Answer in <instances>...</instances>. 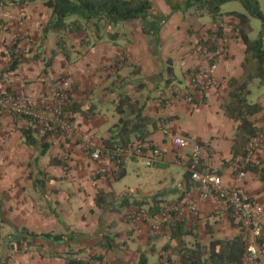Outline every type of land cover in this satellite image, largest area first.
I'll return each mask as SVG.
<instances>
[{
	"label": "crops",
	"instance_id": "1",
	"mask_svg": "<svg viewBox=\"0 0 264 264\" xmlns=\"http://www.w3.org/2000/svg\"><path fill=\"white\" fill-rule=\"evenodd\" d=\"M151 1L155 12L169 16L157 41L143 34L139 22H129L120 27L119 37L106 38L93 47L83 46L86 31L44 35L51 11L42 3L0 11V73L7 69L8 49L18 39L17 53L22 61L17 71L0 79V95L10 90L18 97L48 99L55 84L67 78L71 103L81 108L76 114L66 113L72 119L73 134L48 137L44 141L50 149L43 156V134L37 136L36 146H28L22 130L29 123L9 112L0 115V264H69L70 259L90 264H140L142 257L147 264H163L165 259L181 264L172 248L176 243L172 231L162 227L151 232L152 224L166 222L161 213L148 215L155 203L163 212L195 202L198 216L186 212L183 220L204 246L213 239L231 240L242 233L241 219L225 212L215 196L203 200L202 186L191 179L194 171L211 172L222 178L225 187L235 185L232 161L238 122L225 114L223 106L229 101L230 81L245 74L247 47L233 30L238 21L234 16L214 17L195 9L172 13L166 0ZM259 1L264 5V0ZM251 26L254 29L252 20ZM219 27L224 35L217 44L227 38L226 53L216 58L213 71L220 88L196 92L194 103H187L185 97L194 93L192 78L211 67L195 43L206 40L208 32ZM260 30L261 25L254 30L256 38ZM60 39L66 43L67 54L59 49ZM55 52L51 65L46 66ZM255 81L249 85L248 98L264 108V87L259 79ZM124 95L134 98L137 108L144 106L145 116L170 119L164 127L151 130L144 142L132 136V141L158 147L164 154L152 166L136 157L122 164L108 163L109 171L102 176L97 173L100 163L91 160V152L107 149L104 144L119 133L120 120L128 118V114L117 112ZM262 118L260 112L252 120L260 126ZM166 131L188 137L190 145L176 152ZM196 145L201 153L193 157ZM52 158L65 165L51 164ZM254 163L264 169V147ZM132 175L146 183L126 184ZM262 175L248 172L244 186L249 196L264 206ZM100 191L111 197L106 198L105 208L94 206ZM24 227L37 234L61 235L62 239H38L26 251L18 252L13 243ZM185 241L193 245L196 239L188 235Z\"/></svg>",
	"mask_w": 264,
	"mask_h": 264
},
{
	"label": "trees",
	"instance_id": "2",
	"mask_svg": "<svg viewBox=\"0 0 264 264\" xmlns=\"http://www.w3.org/2000/svg\"><path fill=\"white\" fill-rule=\"evenodd\" d=\"M172 9V13L186 12L195 9L200 13L211 16H234L238 21L233 26L236 35L242 39L247 47V58L244 62L245 74L240 79H232L230 81L229 101L223 106L225 114L238 122L235 144L233 146V166L235 163H242L243 158L247 156L249 142L259 135L261 125L264 119V108L259 104L249 100V85L254 79H259L264 87V5L259 0H166ZM231 2H240L245 12H223V6ZM42 3L51 11V18L45 27L44 35L50 32H71L82 33L87 32L83 46L93 47L104 39H114L119 37L120 27L129 22H139L142 25V32L149 37H155L166 22L169 16L154 11L151 0H0V11L8 7H24L32 4ZM257 19L261 22V30L256 39H251L250 32L252 30L251 20ZM224 31L221 27L215 32H208L206 40H200L196 45V49L204 59L211 64L215 63L217 56L215 52L220 47L218 40L223 38ZM16 42L8 49L9 65L7 69L1 71L0 79L4 75L14 73L22 64L21 56L18 55V43ZM59 49L67 54L68 48L63 39L59 40ZM70 52V51H69ZM55 52L52 59L46 62V66H50L52 60L56 56ZM211 54L204 57L203 55ZM68 56V55H67ZM173 70L168 69V75L173 76ZM72 90V88H71ZM3 96L12 95L11 91L2 94ZM13 96V95H12ZM144 106L137 108L134 98L129 95L120 97L117 112L123 116L128 114V118L120 120V131L116 137H112V141H107L104 145L107 148H113L119 145H128L134 143L132 136L136 141L144 142L145 138L151 134V130H157L164 127L170 119L158 118L151 119L143 114ZM81 108L71 102L65 107L64 112L76 114ZM92 111V108H89ZM263 112L261 125L258 126L252 120V117ZM5 112L0 111V115ZM135 114L134 118L129 116ZM20 119L26 120L29 125L22 130L25 143L28 146H36L38 143L37 136L42 135V146L40 156L45 155L50 145L44 140L51 137L56 132L46 127L40 121L32 118L13 114ZM70 122L72 119H69ZM174 135V134H173ZM114 139V141H113ZM38 163V157L35 160ZM65 162L59 158H52L51 164L64 166ZM32 165V164H30ZM260 165L254 161L243 167L242 170L253 173L263 172L264 169L259 168ZM211 173V172H209ZM214 174V173H212ZM235 175V174H234ZM264 179V175H262ZM54 179V178H51ZM41 180H36L40 183ZM106 198H111L103 192H99L94 202V206L105 208ZM104 206V207H103ZM111 206H107L109 208ZM113 211V208H112ZM93 212V210H91ZM162 213V208L155 203L149 208L148 215L152 217ZM162 227L169 228L172 231L171 239L174 243L173 247L180 257L181 264H246V241L244 232L231 240L213 239L208 246L202 245L198 241V236L194 230L186 228L185 220L171 216L170 220L163 222ZM192 235L196 241L193 245H189L185 241V237ZM38 239L44 241L58 242L62 239L61 235L55 234H37L28 228H21L16 234V240L13 247L16 251H26L31 244ZM172 244L170 245V247ZM169 248L167 247L166 250ZM69 264H90L79 259H70ZM140 264H147L144 257L141 258Z\"/></svg>",
	"mask_w": 264,
	"mask_h": 264
},
{
	"label": "built area",
	"instance_id": "3",
	"mask_svg": "<svg viewBox=\"0 0 264 264\" xmlns=\"http://www.w3.org/2000/svg\"><path fill=\"white\" fill-rule=\"evenodd\" d=\"M226 41L227 38H224L223 44L215 52L217 57L225 55ZM203 56L208 58L211 54ZM216 69L217 63L215 62L211 64L209 72H201L192 78L191 87L194 93L185 97L187 103H194L196 92L204 93L208 89L217 90L220 88L219 82L213 76V71ZM71 98V83L67 78H62L55 84L54 91L48 99L38 100L26 96L0 95V111L38 120L57 134L61 132V134L71 135L73 134V129L70 120L64 112L65 107L71 102ZM166 134H169V132L166 131ZM170 139L176 152H180V150L190 145L189 138L185 136L170 135ZM262 147H264V119L259 135L248 144L247 156L243 158L242 163L237 162L233 166L235 174V185L233 187H225L222 178L216 174L194 171L191 175V179L199 183L203 188L201 194L203 200L215 196L225 212H231L232 215L241 219L242 232H244L246 241V264H264V206L249 196L244 186L247 172L242 170L244 166L254 161ZM200 153L201 147L198 145L194 146L192 156L198 157ZM163 154V150L158 147H146L143 144L134 142L128 145L92 151L91 160L100 163L97 173L104 176L109 171L110 163L122 164L128 158L136 157L145 160L147 166H152L162 158ZM186 212L191 216H198L197 204L195 202H186L174 205L165 209L161 216L166 221L172 215L183 219ZM161 229L162 226L158 223H154L151 226V232L153 233L159 232ZM163 264H171V262L165 259Z\"/></svg>",
	"mask_w": 264,
	"mask_h": 264
},
{
	"label": "rangeland",
	"instance_id": "4",
	"mask_svg": "<svg viewBox=\"0 0 264 264\" xmlns=\"http://www.w3.org/2000/svg\"><path fill=\"white\" fill-rule=\"evenodd\" d=\"M262 6H263V3L261 2ZM225 8H230V9H235V10H238V11H245L244 10V7L243 5L240 3V2H231V3H228L226 5H224ZM252 22H253V27L254 29L251 30L250 32V35L252 38H256L255 36V33H254V30L258 31V29L260 28V25H261V22L257 19H252ZM76 54V52H75ZM76 57H77V54H76ZM177 71H179V68L177 67L176 68ZM256 81L255 82H258L257 78L255 79ZM256 85V84H255ZM58 134H61V132H59ZM142 183L143 185L146 183V180L145 179H140V180H137L136 177L134 175H132L127 181H126V184L129 183L131 185H136L137 183ZM172 183V182H170ZM125 184V182H124ZM174 184H172L173 186ZM171 184L168 185V187H170ZM160 224V223H159ZM15 242V241H14Z\"/></svg>",
	"mask_w": 264,
	"mask_h": 264
}]
</instances>
